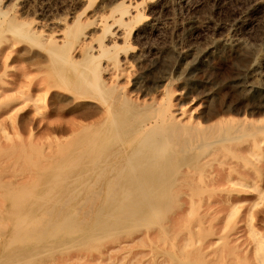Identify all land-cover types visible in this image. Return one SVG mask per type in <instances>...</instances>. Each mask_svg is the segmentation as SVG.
I'll return each instance as SVG.
<instances>
[{
	"label": "bare ground",
	"instance_id": "obj_1",
	"mask_svg": "<svg viewBox=\"0 0 264 264\" xmlns=\"http://www.w3.org/2000/svg\"><path fill=\"white\" fill-rule=\"evenodd\" d=\"M114 8V13L109 16L114 21H110L128 25L130 20L136 19L131 15L133 8L124 6L123 2ZM3 13L0 6V16ZM106 21L102 22L105 24L104 35L109 30ZM70 27L68 32L73 30ZM13 31L21 32L25 39L34 38L30 39L29 31L22 32L21 25L13 27ZM70 35L77 42L78 33L74 31ZM12 39L0 38V70L6 71L14 62H25L28 70H23L14 80L23 79V84L5 82L8 89H2L0 97L16 90L15 95L22 101H3L0 117L5 111H15L20 128L28 123L34 125L31 116L39 106L36 109L34 103H28L43 101L48 120L70 115L80 121L58 124L51 130L52 137L46 135L45 141H57L58 146L53 151L41 154L40 150H35L38 151L35 153L36 145L25 146L20 141L19 146H14L9 139L5 143L10 145L0 149V153H14V163L26 167L20 175L30 172L36 175V180L26 185L0 181V190L15 198L0 211V264H201L198 249L191 252L193 259L185 255L187 239L195 236L192 227L204 216L202 212L209 205L205 199L211 198L204 187L209 181L206 183L202 174L205 169H223L225 165L241 174L238 162L242 152L252 158V161L247 159L248 163L261 162L260 157L249 152V138L264 135V122L254 126L246 120L239 123L234 118H218L210 130L202 129V121L181 107L175 109L168 99L147 102L139 101L138 97L131 98L126 86L118 84L119 75H116L119 64L128 60V48L124 47L125 56H119L116 40L110 41L111 45L100 40V51L96 55L82 52L83 48H80L81 58L77 60L68 53L59 52L58 47L53 49L50 39L36 43L49 45L48 52L37 45L14 43ZM78 41L82 42L80 47L86 42L85 39ZM111 48L115 52L113 55L109 54ZM108 56L114 61L112 68L101 66L100 60L108 59ZM111 69L116 73L107 72ZM33 70L44 73V78L34 87L32 81L25 83ZM22 85H29L26 94L21 92ZM36 96L41 100L33 101ZM23 99L27 105L19 108ZM17 100L18 103L14 102ZM68 123H72L71 128ZM254 143L261 149L264 147L262 142ZM221 153H227L232 159L219 156ZM210 190L223 191L221 188ZM50 191L56 194L51 195ZM253 191L260 194L263 189L253 186ZM258 196L262 198L263 195ZM81 199L86 204H77ZM192 200L196 211L190 210L189 201ZM37 214L42 216L40 224L34 222ZM5 220H12V225L5 226ZM179 223L180 227H177ZM127 234H132L130 239L123 237ZM142 239L148 245L144 243L139 248ZM153 240L157 245H153ZM258 240L259 243H254L261 251L264 237L258 236ZM144 246L150 248L153 256L149 260L144 259Z\"/></svg>",
	"mask_w": 264,
	"mask_h": 264
},
{
	"label": "rangeland",
	"instance_id": "obj_2",
	"mask_svg": "<svg viewBox=\"0 0 264 264\" xmlns=\"http://www.w3.org/2000/svg\"><path fill=\"white\" fill-rule=\"evenodd\" d=\"M0 1L1 10L4 11V15L0 16V38L5 37L9 40L14 38L12 39L14 43L19 42L25 46L37 45L47 52L49 45L40 46L36 43L37 41L47 42L50 39L53 40V49L58 47L59 52L68 53L71 58L77 60L84 51L90 55L98 54L101 41L105 45H111L110 41L116 40L114 42L117 43L116 52L120 53L119 56H125L124 51L128 48L126 49L128 60L119 64L116 75H119L118 84L126 86L128 96L133 99L138 97L139 101L148 100L147 102L153 99L157 102L168 99L176 106L175 109L181 107L187 110L193 118L202 121L204 125L201 126L202 129L212 127L218 118V120L234 118L239 123L246 120L254 126L264 122V0ZM117 2H123L124 6L130 9L136 6L131 14L136 19L130 20L128 25L114 23V19L109 16L114 13V6L116 7ZM140 5L142 7H139ZM2 17L6 18L2 20ZM105 19L109 22L107 25L110 30L106 32V35L102 32L105 27L102 22ZM18 25H21L22 32L28 33L29 31L30 39L34 38L25 39L21 32H14L13 27ZM68 27L73 30L68 32ZM74 31L78 33L77 42L72 38V34L70 35ZM51 35L52 37L49 38ZM92 38L96 42L92 41ZM78 39H85L86 42L82 47H80L82 42L80 43ZM87 41L90 44H87ZM125 42L127 45H124ZM4 45L8 46L7 42ZM80 48H83L82 52ZM110 50L109 54L113 55L114 50L112 48ZM7 51L10 50L7 49ZM105 58L100 60L101 66L112 68L111 65L114 63L112 58L109 59V56L108 59L105 60ZM81 62L85 64L86 60ZM23 70H28L25 62H14L7 67L6 71L0 70V91L4 88L8 89L5 82L23 84V79L14 81L20 77ZM107 72L116 73L113 69ZM43 78L44 73L33 70L30 78L25 79V83L32 81L34 87ZM22 86L21 92L25 91L26 94L29 85ZM11 93L6 94V97H0V104L7 100L10 102V99H19L15 95L16 90H11ZM37 98L39 97L36 96L33 101L41 100ZM19 100L14 102L18 103ZM36 102L28 103L29 105L35 104L36 109L39 106L40 109L37 110L41 111L34 112L31 116L34 125L28 123L27 126L20 128L15 111L1 113L0 149L7 148L10 144H6L5 141L10 140L14 142L12 143L14 146H19L20 141L25 146L33 147L32 144H34L36 145L34 151L40 150L41 154L53 151L58 146L57 141H45L46 135L52 137L54 133L51 130L58 124L80 121L70 115L64 118L53 117L48 120L43 101H41L42 104L40 101L37 102L38 105ZM26 105L23 99L22 107L19 108ZM92 122H95V119H92ZM70 124L72 123L67 125L69 128H71ZM255 138H249L251 139L249 140V152L256 158L260 157L261 162L253 161L250 164L252 158L242 152L238 162L241 174H236L230 166L227 167L228 165H225L223 169L204 170L203 179L206 183L209 181L208 187H204L208 189L207 195L211 198L205 199L209 202L206 212H202L203 218L201 221L196 220L192 227L195 236L191 240L187 239L186 258L193 259L194 255L191 252L198 249L201 264H264V249L260 251L255 245L256 241L260 242L258 236L264 237V147L261 149L258 144L254 143H264V135H258ZM13 154L0 153V181L13 182L17 185L33 183L36 175L31 172L24 176L20 175L26 167L16 165ZM218 155L232 159L227 153ZM247 159H250L249 163ZM6 164L8 166H2ZM217 174L220 176L217 177ZM253 186L263 189L259 192L263 195L262 198L258 196L260 194L253 191ZM209 187L210 189L221 188L223 191L213 192ZM49 193L56 194L55 191ZM11 195L0 190V211L6 203L15 201ZM216 196L219 198H215ZM189 203L190 210L192 208V211H196L195 201L192 200ZM77 204L82 206L86 204V201L81 199L77 201ZM11 221L5 220L4 225H12L13 221ZM34 222L40 224L42 216L37 214ZM177 227H180V223ZM127 236L123 237L130 239L132 234H127ZM153 241V245H157V241ZM144 243H146L145 246L148 245V242L142 239L139 248ZM145 246L143 249L146 253L143 256L144 259L149 260L153 256L150 255V248H145Z\"/></svg>",
	"mask_w": 264,
	"mask_h": 264
}]
</instances>
